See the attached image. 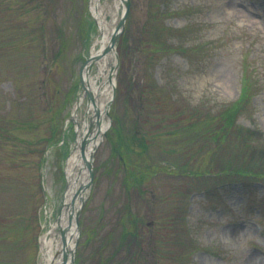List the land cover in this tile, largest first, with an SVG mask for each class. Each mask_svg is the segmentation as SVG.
<instances>
[{"label":"rangeland","instance_id":"obj_1","mask_svg":"<svg viewBox=\"0 0 264 264\" xmlns=\"http://www.w3.org/2000/svg\"><path fill=\"white\" fill-rule=\"evenodd\" d=\"M125 19L73 264H264V0H131ZM94 21L90 0H0V264H42L96 117L73 119Z\"/></svg>","mask_w":264,"mask_h":264},{"label":"bare ground","instance_id":"obj_2","mask_svg":"<svg viewBox=\"0 0 264 264\" xmlns=\"http://www.w3.org/2000/svg\"><path fill=\"white\" fill-rule=\"evenodd\" d=\"M122 0H90V8L92 14L94 16V23L99 28L98 34L96 38L93 40L91 49L89 50V59L92 57L94 60L96 57H100L97 66L99 69V73H102L103 66L106 65L107 68L110 64L115 63V54H106L103 55V49L108 45L112 32L116 26L117 21V11L122 4ZM111 15V19L109 20L108 15ZM103 55V56H102ZM84 61L83 65V73H82V91L79 94L78 99L76 100L74 108L80 107L84 101H87V96L85 91L92 90L96 86V82L98 77L95 75H88V64L91 62ZM98 73V74H99ZM93 77V78H92ZM115 79V78H114ZM116 82V81H115ZM87 87H91L87 88ZM113 84L107 87V89L102 92L105 94L107 92L108 95L112 93ZM101 99H97L94 102H98L103 108L104 105L101 104ZM100 102V103H99ZM89 112L93 110V104L91 103L88 106ZM105 113V111H104ZM74 120L79 122L78 115L76 114V110L74 113ZM82 125V124H81ZM79 125V135L77 142L84 137L85 133L88 131V120L85 119L83 126ZM103 132L107 128V124L103 125ZM102 132V131H101ZM78 147L76 143L70 155L67 157L64 165H65V173L67 179V187L66 193L64 195L63 201V218L61 222L55 220V222L51 223V229L45 231L41 236V262L42 264H59L61 262L62 255V247L63 241L61 237V231L57 229L60 224L64 226L67 225V216L70 208V204L72 203V198L75 194L79 193V187L86 181H90L89 179V170L85 166V161L82 155V149ZM87 155H89V151L87 150ZM93 183V179L91 181ZM83 194V191L82 193ZM81 195H78L80 197ZM78 199V198H77ZM68 233V248L72 247L74 244V238H70L71 235L76 234L75 224L73 223L72 227H69ZM59 239V240H58ZM67 264H70L68 260Z\"/></svg>","mask_w":264,"mask_h":264},{"label":"water","instance_id":"obj_3","mask_svg":"<svg viewBox=\"0 0 264 264\" xmlns=\"http://www.w3.org/2000/svg\"><path fill=\"white\" fill-rule=\"evenodd\" d=\"M126 2V6H127V10L129 9V6H130V1L129 0H125ZM125 22V17H123L122 21H121V24L120 26H122ZM120 26L118 28H116L112 34V38H111V41L110 43L108 44V46H106V48L104 49L103 51V55H106L108 54L109 52L111 51H114L115 50V43L117 41V38H118V34L120 32ZM102 55V56H103ZM101 56L99 57H96L93 61L96 63H98L99 59H100ZM112 74H113V70H111L110 74H109V80L112 81ZM87 88H90L91 87H87ZM96 93H98V91L100 90V87L96 88ZM87 94L89 96V101H96V98H97V94H95V91L92 89V90H88L87 91ZM96 107H95V115L96 116L92 121H91V129L93 128H96V131H100L101 129V115H102V111H101V108L99 107V105L94 102ZM90 142H91V139L90 137L88 136H85L80 145H79V148L82 149V155H83V158H84V161H85V166L87 167V169L89 170V182L87 181L86 183H83L80 187H79V190L80 192L75 194L72 198V203L70 204V208H69V211H68V216H67V225H63V224H60L59 225V231H61V237H62V241H63V249H62V255H61V262L59 264H67L68 260L70 261L71 264H73V252H74V249L72 247H70L68 249V245H67V242H68V233L70 232L69 231V227H72L73 226V222L75 221L77 227H78V230H79V214H80V206H77V198L80 199V202L83 203V201L85 200V197H84V191L87 187H89L91 185V181L93 179V176H94V169H93V162H92V159H93V152H94V149L96 148V146H94V148H91L90 147ZM80 149V150H81ZM87 150L89 151V155H87ZM93 150V151H92ZM83 191V194H81ZM78 195H81L80 197H78ZM62 218H63V207L59 213V216L57 218V221L58 222H61L62 221ZM74 235H71L70 238H72ZM70 257V259H69Z\"/></svg>","mask_w":264,"mask_h":264},{"label":"trees","instance_id":"obj_4","mask_svg":"<svg viewBox=\"0 0 264 264\" xmlns=\"http://www.w3.org/2000/svg\"><path fill=\"white\" fill-rule=\"evenodd\" d=\"M248 86L245 84L244 85V89H243V95H242V98L239 100V101H237V102H235L234 104H233V106L231 107V109L230 110H228L229 111V113L231 114V113H233V115L234 116H236L237 115V113H238V111H239V108H240V102H241V100H243V99H247V98H249L250 99V96H248ZM227 111V112H228ZM227 116H229V114L227 115ZM221 120L223 121V125H221L226 131L229 129V127L224 123V120L221 118ZM228 120H227V124H228ZM229 125V124H228ZM219 133H222V131H221V128H220V126H219ZM214 138H216V136L214 137ZM222 140H219V142H221Z\"/></svg>","mask_w":264,"mask_h":264}]
</instances>
